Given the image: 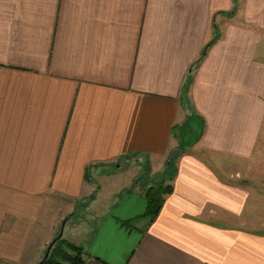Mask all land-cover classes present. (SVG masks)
Here are the masks:
<instances>
[{
  "label": "crops",
  "instance_id": "0c3cea01",
  "mask_svg": "<svg viewBox=\"0 0 264 264\" xmlns=\"http://www.w3.org/2000/svg\"><path fill=\"white\" fill-rule=\"evenodd\" d=\"M262 150L264 0H0V264H264Z\"/></svg>",
  "mask_w": 264,
  "mask_h": 264
},
{
  "label": "trees",
  "instance_id": "16d2710c",
  "mask_svg": "<svg viewBox=\"0 0 264 264\" xmlns=\"http://www.w3.org/2000/svg\"><path fill=\"white\" fill-rule=\"evenodd\" d=\"M176 155L168 159L169 166H173ZM168 186L150 188L145 193L147 200L146 216L153 220L164 201V195L168 192ZM40 264H84L83 247L68 242L67 240L55 238L51 244L49 254Z\"/></svg>",
  "mask_w": 264,
  "mask_h": 264
},
{
  "label": "rangeland",
  "instance_id": "374dc122",
  "mask_svg": "<svg viewBox=\"0 0 264 264\" xmlns=\"http://www.w3.org/2000/svg\"><path fill=\"white\" fill-rule=\"evenodd\" d=\"M182 149L177 148L176 150H174L172 152L171 155H177L179 152H181ZM259 161H262L261 164L256 168V170L253 172L251 180H250V184L252 186V194H251V202H250V211L247 212L246 214V219H245V223L247 226H250L249 228H251L252 230L258 231V232H264V150L261 151V155L259 156ZM263 163V165H262ZM146 174V171L144 172V175ZM165 181L168 183V179L165 178ZM146 185H153V189L159 188L161 187V178L159 179H149V182L146 181ZM78 212H76L77 214ZM71 216H68L67 221L71 220ZM76 221V220H74ZM74 221H70V224L72 223V225H75ZM66 225L68 226V223H66ZM259 225H263V226H259ZM62 231L61 225L58 228V231L56 233V237L59 236L60 232ZM79 228L73 226L70 229V235L71 233H73L75 236L74 238H76L75 240H77L80 238V234H79ZM60 239H66L68 242H70L68 235H65V238H60ZM54 240V238L52 239ZM75 242V243H77ZM71 243V242H70ZM76 245V244H75Z\"/></svg>",
  "mask_w": 264,
  "mask_h": 264
},
{
  "label": "water",
  "instance_id": "95a60500",
  "mask_svg": "<svg viewBox=\"0 0 264 264\" xmlns=\"http://www.w3.org/2000/svg\"><path fill=\"white\" fill-rule=\"evenodd\" d=\"M58 238H61V233L59 234ZM48 251H49V249H48ZM48 251L46 252V254H45L44 258L42 259V261L45 260V258H47V256H48ZM40 263H41V262H40ZM40 263H39V264H40Z\"/></svg>",
  "mask_w": 264,
  "mask_h": 264
}]
</instances>
